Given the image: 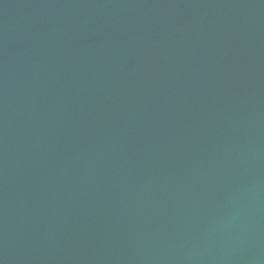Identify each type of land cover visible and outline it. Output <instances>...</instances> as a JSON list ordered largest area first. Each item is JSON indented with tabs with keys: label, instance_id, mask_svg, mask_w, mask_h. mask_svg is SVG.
<instances>
[{
	"label": "water",
	"instance_id": "1",
	"mask_svg": "<svg viewBox=\"0 0 264 264\" xmlns=\"http://www.w3.org/2000/svg\"><path fill=\"white\" fill-rule=\"evenodd\" d=\"M0 264H264V0H0Z\"/></svg>",
	"mask_w": 264,
	"mask_h": 264
}]
</instances>
